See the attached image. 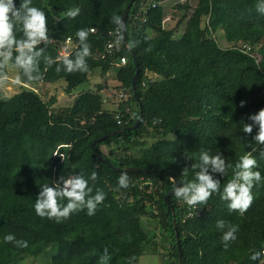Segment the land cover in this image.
<instances>
[{
  "label": "trees",
  "instance_id": "1",
  "mask_svg": "<svg viewBox=\"0 0 264 264\" xmlns=\"http://www.w3.org/2000/svg\"><path fill=\"white\" fill-rule=\"evenodd\" d=\"M129 1L33 0L47 17L50 41L36 46L45 48V55L63 56L60 44L70 37L75 47L67 55L75 60V52L83 47L76 31H94L85 41L89 43L87 71L66 72L61 60L47 65L42 54L36 67L25 72L13 64L17 52L12 50L10 62L20 88L6 95L0 87V264H16L46 247L54 250L49 264H134L156 244L141 226L143 215L157 219L168 232L171 264L178 263L173 218L181 264H264V181L253 185V201L243 215L229 210L219 193L195 207L172 193L168 201L174 214L163 197L173 187L171 175L179 186L185 179L182 169L191 164L185 154L195 163L201 150L220 152L235 164L239 156L252 151L248 141L256 128L244 133L240 125L251 123L248 116L264 108V14L256 10L258 0H196L193 8L178 5L184 10L179 21L185 19L178 37H173L175 29L161 26V0L133 1L125 37L138 64L136 95L142 113L133 129L129 127L139 107L130 89L135 70L132 56L122 38L116 50L106 53L104 49L108 31L116 26L113 16L122 18ZM72 7L80 8L75 18L65 15ZM219 31L230 44H218L215 34ZM121 56L125 63L113 65ZM96 67L103 75L114 68L115 90L127 91L128 98L122 101L107 100L113 109L103 107L101 89L106 83L73 93ZM148 72L156 77H148ZM7 74L0 56V81ZM58 80L65 82L66 93L72 95L70 105L54 107V97L44 100L38 93L39 82ZM148 129L156 140L132 155L130 149L143 145L141 137ZM105 134L110 135L97 140ZM102 145L109 154L101 150ZM261 147L252 154L258 157ZM258 162L264 176V160ZM81 172L92 194L98 189L105 193L94 214L89 215L85 207L59 222L36 215L33 205L40 184ZM122 174L129 178L128 187L118 184ZM192 178L190 169L188 179ZM219 178L223 186L232 178V170ZM218 220L238 226L236 239L227 248L223 230L216 227ZM8 233L27 241V246L5 242ZM105 250L106 262L102 261ZM255 253L259 255L252 260Z\"/></svg>",
  "mask_w": 264,
  "mask_h": 264
},
{
  "label": "clouds",
  "instance_id": "2",
  "mask_svg": "<svg viewBox=\"0 0 264 264\" xmlns=\"http://www.w3.org/2000/svg\"><path fill=\"white\" fill-rule=\"evenodd\" d=\"M256 10L264 14V0H258ZM80 12L79 7L67 9L65 15L69 18H75ZM117 26V32L125 29V24L119 15L113 16ZM90 31L93 29L80 28L76 31L82 48L75 52V60L70 59L69 55L53 58L45 55V48L36 46L43 41L47 45L50 41L49 28L45 11L33 4V0H0V56L3 57V64L7 65L12 57V50L15 48L17 55L13 64L15 67H22L25 72H30L38 63L39 58L44 54L43 59L47 65H51L55 60H61L65 65V71L71 72L80 68L87 71L88 65L85 63V57L89 55V43H86ZM17 33H20L18 36ZM59 67L57 72H59ZM33 78L30 76L29 80ZM245 102L241 101V105ZM251 123L242 121L240 130L244 133H252L253 127L256 128L252 136V151H247L239 156L235 164L226 161L225 156L220 152L215 154L208 150H201L198 153V159L192 163V157L184 155L185 160L191 161L190 167L185 166L182 169V175L185 177L179 187H174V196L182 200L189 206L204 205L213 193H219L221 200L227 202L229 210H238L241 215L249 208L253 201L252 188L254 184L264 181L261 175L260 164L258 160H264V147L259 149V156H254L252 152L257 150V146L264 145V108H260L255 113L248 116ZM193 170V178L188 179L189 170ZM229 169L232 170V178L226 184L221 186L219 177L228 175ZM213 173H219V177L213 176ZM97 173L93 171L91 178L95 179ZM129 178L122 174L118 178V184L121 187H128ZM40 191L37 194L33 205L36 215L55 218L59 222L62 218H67L70 214L87 208L89 215L94 214L98 203L102 202L105 196L103 190H96L89 186L88 178L84 174L76 173L65 177L61 175L58 179L50 183L39 185ZM216 227L222 229V241L224 247H228V242L235 240L237 225H228L224 220H218ZM5 242H12L19 247H26L27 241L16 239L13 233L4 235ZM258 253L252 255L251 259L256 260ZM109 259L107 250L102 257V261Z\"/></svg>",
  "mask_w": 264,
  "mask_h": 264
},
{
  "label": "rangeland",
  "instance_id": "3",
  "mask_svg": "<svg viewBox=\"0 0 264 264\" xmlns=\"http://www.w3.org/2000/svg\"><path fill=\"white\" fill-rule=\"evenodd\" d=\"M196 0H161L159 4H161L163 9V17L161 21V26L165 29H175L173 37H178L182 32L185 26V19L180 20L181 15L184 13L183 8H179L178 5L185 4L186 6L193 8L195 6ZM190 12V11H189ZM189 14V13H188ZM176 26V27H175ZM215 39L220 46H227L230 42H227L222 37V32H218L215 34ZM248 52L253 49H248ZM8 74L5 78L0 81V87L3 90V93L6 95H10L17 90H19L18 80H17V71L14 65L9 61L6 65ZM115 69L111 68L104 75L101 74L99 68H93L89 71L87 76V80L78 84L74 89L73 93L77 91L94 88L98 83H106V86H103L101 94L104 101V106H112V103L109 101L117 100L122 101L125 98H128V94L126 90H115L114 86L117 84L116 79L114 78ZM155 73L148 72L147 76L150 78H154ZM65 82L63 80H58L55 84H49L48 86L39 85L38 93L44 100H49L51 97H54V107L70 105L72 102V95L66 93ZM119 93H123L122 97L119 96ZM132 107V111L135 109V106L130 103ZM118 122V121H117ZM141 139L144 141L142 146L133 147L130 149V153L132 155H139V151L141 148H146L151 143H153L156 139L155 137H151V129H148L145 134L142 135ZM171 137V136H168ZM101 150L105 154H109V148L104 145L101 146ZM141 226L145 231L148 230L149 236L153 241L156 242L154 247L150 246L147 248L146 252L142 254L138 261L134 264H171L170 257L168 253L171 251L170 241L166 239L168 236V232L162 230L159 226L158 220L150 215H143L140 217ZM54 250L51 247H46L43 249L41 253L36 256H27L23 258L21 261L16 264H49L51 260V256ZM262 260L264 262V249H263ZM231 264V263H230Z\"/></svg>",
  "mask_w": 264,
  "mask_h": 264
},
{
  "label": "water",
  "instance_id": "4",
  "mask_svg": "<svg viewBox=\"0 0 264 264\" xmlns=\"http://www.w3.org/2000/svg\"><path fill=\"white\" fill-rule=\"evenodd\" d=\"M134 0H130L127 5L125 6L124 10H123V13H122V23L125 24V21H126V16H127V13H128V10L131 6V4L133 3ZM121 35H122V40L124 42V44L127 46V49L128 51L130 52L131 56H132V59H133V62H134V66H135V70H134V73H133V76H132V79H131V83H130V89H131V92H132V95L139 107V114L138 116L136 117L135 121L133 122V124L129 127L130 129H133L135 128L138 123L140 122L141 120V116H142V113H141V107H140V104L138 102V98H137V95H136V81H137V77H138V72H139V69H138V64H137V61H136V58H135V55L133 53V51L131 50L130 46L127 44V41H126V37H125V29H122L121 30ZM108 135L110 134H105L99 138H97L98 141H101L102 139H104L105 137H107ZM96 140H94L95 142ZM127 170H146V169H141V168H137V167H125ZM151 171V170H150ZM171 179L173 180V187L168 190L165 194H164V201L167 202V204L170 205V208L172 210V214H174L173 212V207L172 205L169 203L168 201V197L173 193V189L174 187H179V182L177 181L176 177L174 175H171ZM172 222L174 223V230H175V237H176V245H177V251H178V263L177 264H181V251H180V245H179V239H178V233L176 232V225H175V219L173 218Z\"/></svg>",
  "mask_w": 264,
  "mask_h": 264
},
{
  "label": "built area",
  "instance_id": "5",
  "mask_svg": "<svg viewBox=\"0 0 264 264\" xmlns=\"http://www.w3.org/2000/svg\"><path fill=\"white\" fill-rule=\"evenodd\" d=\"M90 29H93V28H90ZM116 29H117V26H115L113 29L108 31L109 39L107 40V42L105 44V48H104L106 53H110V52L116 50L118 45H119V43H120V39L122 38V35H121V32L118 33ZM73 44L74 43L71 42L70 37H67L64 40V42H62L60 44L59 54L63 55V56L68 54L71 51V49L73 47H75V44L74 45ZM245 47H246V50L249 49L248 46H245ZM104 54L105 53H101L100 56H104ZM125 61H126L125 57L121 56V57H119L118 61H114L112 64L115 65V66H120V65L124 64ZM123 95H124L123 93H119L120 97H122Z\"/></svg>",
  "mask_w": 264,
  "mask_h": 264
},
{
  "label": "crops",
  "instance_id": "6",
  "mask_svg": "<svg viewBox=\"0 0 264 264\" xmlns=\"http://www.w3.org/2000/svg\"><path fill=\"white\" fill-rule=\"evenodd\" d=\"M108 71H109V70H108ZM55 83H56V82H53V83H49V82H39L38 85H43V84H44L45 86H48L49 84H55ZM104 83H105V82H104ZM102 84H103V83H102ZM103 86H106V84L103 85ZM101 91H102V89H101ZM107 100H108V99H107ZM103 102H104V101H103ZM110 102H111V101H110ZM110 102H109V103H110ZM103 107H104V108H107V109H113V108H114V106H113V105L111 106L110 104H109V106H104V104H103Z\"/></svg>",
  "mask_w": 264,
  "mask_h": 264
}]
</instances>
